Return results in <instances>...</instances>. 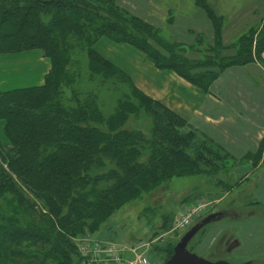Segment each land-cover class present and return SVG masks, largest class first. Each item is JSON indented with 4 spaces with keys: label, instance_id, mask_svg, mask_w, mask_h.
<instances>
[{
    "label": "trees",
    "instance_id": "1",
    "mask_svg": "<svg viewBox=\"0 0 264 264\" xmlns=\"http://www.w3.org/2000/svg\"><path fill=\"white\" fill-rule=\"evenodd\" d=\"M195 2L202 8L206 0ZM208 14L218 37L220 22L210 10ZM255 33L240 38L233 56L218 53L213 62L192 63L157 52L153 29L126 15L116 0H0V54L39 49L52 62L44 86L0 94V120L6 122L10 141L6 145L0 139V200L7 204L4 197L10 195L32 209L39 202V216L47 218L38 225L21 223L0 206V264H78L71 237L95 232L159 177H168L175 165L199 169L226 160L221 148L198 139L194 130L184 132L189 125L183 118L143 95L124 71L101 58L94 51L100 39L130 44L158 69L171 70L207 92L226 71L263 55L264 27L253 49ZM83 53L87 84L100 79L129 85V96L120 95L110 115L98 87L76 106L62 100V87L74 85L78 77L68 67ZM83 68L85 64L80 74ZM141 109L154 118L150 139L141 131L123 130ZM27 192L34 204L25 200Z\"/></svg>",
    "mask_w": 264,
    "mask_h": 264
},
{
    "label": "rangeland",
    "instance_id": "2",
    "mask_svg": "<svg viewBox=\"0 0 264 264\" xmlns=\"http://www.w3.org/2000/svg\"><path fill=\"white\" fill-rule=\"evenodd\" d=\"M257 1L253 5L257 15L251 16L247 23L257 30L251 36L253 49L260 35L258 30L264 27L261 19L264 0ZM116 3L126 15L140 19L153 29L159 43L153 44L157 52L166 57L171 52L192 63L213 62L218 53L222 57L233 56L240 38L250 32L222 37L223 29L231 28L236 19H242L235 18V13L252 9L249 0H206L202 8L195 0H116ZM206 7L216 17L215 21L220 22L218 37ZM221 13L225 16H220ZM50 17L42 16V19ZM105 39L94 45V51L109 63L113 61L120 66L111 63L124 71L131 78V85L148 97L130 73L135 75V63L139 64V60H149L137 48L124 46L118 48L120 55L117 56L116 50L114 59L109 61L96 50L101 42L108 41ZM74 61L68 70L78 77L74 85L62 87L63 102L76 106L78 101L85 100L83 95L98 87L106 114H112L117 98L122 94L129 96V85L112 80L103 83L100 79L87 84V55H75ZM253 61L243 68H235L236 72L230 76L229 73L220 75L207 92L199 89L215 101H201L203 116L192 124L186 121L189 126L183 130H194L198 139L211 140L225 152L226 160L215 167L199 169L175 165L168 177H159L137 199L99 223L95 232L85 231L71 237L79 252L78 264H138L141 258H147L149 264H264V53ZM82 64L85 68L80 74ZM141 82L145 83L144 76ZM16 87L21 84L10 89ZM145 111L141 109L130 115L123 130L141 131L150 139L154 118ZM206 115L214 118L211 124L204 123ZM3 122L0 139L10 145L5 135L6 122ZM25 197L34 204L28 192ZM4 198L7 204L2 199L0 206L9 212L7 216L18 215L21 223L29 225L46 222L47 218L39 216L38 210L42 208L39 202L32 209L27 206L30 204L18 203L10 195Z\"/></svg>",
    "mask_w": 264,
    "mask_h": 264
},
{
    "label": "crops",
    "instance_id": "3",
    "mask_svg": "<svg viewBox=\"0 0 264 264\" xmlns=\"http://www.w3.org/2000/svg\"><path fill=\"white\" fill-rule=\"evenodd\" d=\"M257 2V0H249V5L252 9H243L240 14L237 15L235 13L233 15L235 18L242 19H236L231 28L227 27L225 28V30H222L223 39L231 33L234 34L236 32H239L241 36V34L245 32L248 33L249 31H251V29L254 30V27H249L247 23H249L248 19L251 16L257 15L255 13V9L253 8L254 3ZM263 4L264 2L262 3V5ZM258 7L261 6L259 5ZM261 10V19H263L264 21V9H262L261 7ZM220 16H225V14L221 13ZM205 17H207L206 14ZM239 24H241V28L238 27ZM105 40L108 41L103 43L101 42L98 46H96V50L99 54H101L102 57H105L109 61H111L110 58L114 59V53L116 52V50L117 56L120 55V50L118 49L119 47L129 46L131 47V49H136L135 47L126 43H115L109 39ZM136 50L140 55H144L138 49ZM111 63L117 65L113 61H111ZM138 63L139 64L135 63V69L137 70L134 71L135 75L130 73L135 82H137V86L142 89L148 97L157 102H160L167 108L173 110L190 124H192L193 121L198 117L203 116V111L201 110V101L203 102L207 101L208 99H214L210 95L206 96L202 94V92L198 88H196L191 83L187 82L171 70H160L155 67L152 62H145L144 59L139 60ZM51 69V60L45 57L43 51L39 49L26 50L9 54H0V94L15 90L42 87L45 85ZM235 72V68L230 69L226 71L224 75L229 73L227 75L230 76ZM138 74H140L139 77ZM143 76L145 78L144 84L141 82ZM16 84H21V87H16L18 89L11 90L10 88L16 86ZM213 121L214 118H211L209 115H206L204 117L205 124H211ZM4 125V122L0 121V138H2L3 136Z\"/></svg>",
    "mask_w": 264,
    "mask_h": 264
},
{
    "label": "built area",
    "instance_id": "4",
    "mask_svg": "<svg viewBox=\"0 0 264 264\" xmlns=\"http://www.w3.org/2000/svg\"><path fill=\"white\" fill-rule=\"evenodd\" d=\"M138 264H149L148 259L147 258H141L138 262Z\"/></svg>",
    "mask_w": 264,
    "mask_h": 264
},
{
    "label": "water",
    "instance_id": "5",
    "mask_svg": "<svg viewBox=\"0 0 264 264\" xmlns=\"http://www.w3.org/2000/svg\"><path fill=\"white\" fill-rule=\"evenodd\" d=\"M186 257H187V254H186Z\"/></svg>",
    "mask_w": 264,
    "mask_h": 264
}]
</instances>
